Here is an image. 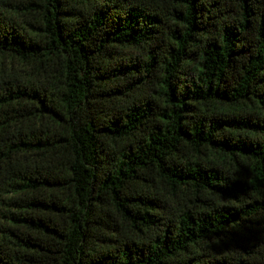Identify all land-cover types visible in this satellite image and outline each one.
I'll return each instance as SVG.
<instances>
[{
    "label": "trees",
    "instance_id": "trees-1",
    "mask_svg": "<svg viewBox=\"0 0 264 264\" xmlns=\"http://www.w3.org/2000/svg\"><path fill=\"white\" fill-rule=\"evenodd\" d=\"M0 264H264V0H0Z\"/></svg>",
    "mask_w": 264,
    "mask_h": 264
}]
</instances>
